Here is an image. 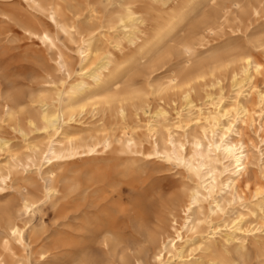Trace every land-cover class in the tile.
<instances>
[{"label":"bare ground","instance_id":"6f19581e","mask_svg":"<svg viewBox=\"0 0 264 264\" xmlns=\"http://www.w3.org/2000/svg\"><path fill=\"white\" fill-rule=\"evenodd\" d=\"M0 35L49 68L3 104L0 264H264V0L0 1Z\"/></svg>","mask_w":264,"mask_h":264},{"label":"rangeland","instance_id":"374dc122","mask_svg":"<svg viewBox=\"0 0 264 264\" xmlns=\"http://www.w3.org/2000/svg\"><path fill=\"white\" fill-rule=\"evenodd\" d=\"M1 2H17L18 0H0ZM39 46L34 45L29 40H18L7 41L0 35V116L3 109V104L6 99H12L18 95H29L30 93H36L44 78L47 76L49 68L45 64V60L39 52ZM175 113V111H171ZM89 118L87 121H90ZM245 136L248 141L257 145L262 144L260 142L259 134L255 132L252 127H248L244 130ZM0 134L10 137V131L7 127H0ZM12 137V136H11ZM17 142H21L20 139H16ZM8 154L0 151V160H7ZM149 173H152L153 177L158 181L159 184L169 188L168 191L172 192L181 188L179 183L183 178L182 168L176 164H171L162 161V159H156V162L147 164ZM253 170L250 172L252 181H258L260 173L256 172V167L252 165ZM35 186V184H34ZM246 195H249L246 191ZM20 197L18 186L8 187L0 192V201L2 204L8 200H18ZM242 209L238 204L236 210ZM46 210L44 213L43 220L46 226L50 229L53 225V219L48 216ZM28 218L25 215L24 219ZM33 222L35 224H41L40 215L36 214ZM64 228V227H62ZM50 231V230H49ZM126 238L130 241L135 236H139L138 232L134 227H126L125 230ZM95 257L102 255L100 250H95ZM32 264H37L35 261ZM50 264H90L89 261L83 263L77 262L72 254L61 252L55 259H51ZM147 264H154L153 261L148 260Z\"/></svg>","mask_w":264,"mask_h":264}]
</instances>
